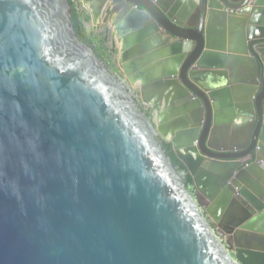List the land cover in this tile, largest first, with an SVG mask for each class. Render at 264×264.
<instances>
[{"label":"water","instance_id":"1","mask_svg":"<svg viewBox=\"0 0 264 264\" xmlns=\"http://www.w3.org/2000/svg\"><path fill=\"white\" fill-rule=\"evenodd\" d=\"M113 1L121 73L0 0V264H264V0Z\"/></svg>","mask_w":264,"mask_h":264},{"label":"flooded vegetation","instance_id":"2","mask_svg":"<svg viewBox=\"0 0 264 264\" xmlns=\"http://www.w3.org/2000/svg\"><path fill=\"white\" fill-rule=\"evenodd\" d=\"M72 2L76 5L78 11L80 12L81 17L85 16V14L83 12L84 9H86V8L88 9L89 8V10L92 13L91 14V20H93V21H95V20L96 21L97 20H101V21L105 20V23H106L105 27H91V28L86 30V33H87L88 36H92V38L97 40V43H96L97 46H98V43H101V44L104 45V43H107L109 41L110 47L108 49L107 55L109 57L110 63H108V62L105 63L104 61L103 62L106 64V66L112 72L121 73L122 72V68H123V64L124 65L126 64V63L123 62V55H122L120 60L117 58V64H122L119 67L115 66L114 63H113V60H112L113 57H115V56L117 57L118 56L117 55V51H116V53H114V56H112V53H113L112 51L116 48L115 40H118L116 31L113 30V28L115 29V27H113V19L116 17V14L113 12L112 9H113V7L116 8L117 4L115 3V5H114V3H113L114 1L113 0H108L105 3H103L101 6H99V8L96 9L95 5L93 3H89L88 2L86 5H84L83 0H72ZM92 5H93V8L96 9V11L95 10L94 11L91 10V6ZM109 22L110 23L112 22L111 23L112 24V28L110 27V25H107ZM85 23H90V19H88V21L84 22L83 24H85ZM137 103L139 104L140 110L144 114H145V112L151 111L150 117H151V121H152L153 120V111L151 109L147 108L146 106L141 104V102L139 100L138 93H137ZM257 121L255 122V124L251 128V134L249 136L250 140L247 143V145L244 146V144H239L238 146L234 147L233 150L227 151V152H223L222 156H228V157H236V156H238V157H240V154L244 153L247 149H253L254 147L251 146V141H252V135L254 134V131H255L256 126H257ZM243 146H244V148L242 150H238L239 148H242ZM221 147L222 148H225V147L227 148L228 147L230 149L231 144H224ZM256 158H257V155H256V153H254L252 156L250 155V156H247L245 158H240V159H237V160H238V162L242 163L241 169H243V168H246L248 166L253 165L256 162ZM182 174L184 175V173H182ZM190 190L193 191L195 197L199 196V198L201 199V202L203 204H207L206 201H205V198L202 197L201 194H198L196 192V190L194 189V186L190 187Z\"/></svg>","mask_w":264,"mask_h":264},{"label":"trees","instance_id":"3","mask_svg":"<svg viewBox=\"0 0 264 264\" xmlns=\"http://www.w3.org/2000/svg\"><path fill=\"white\" fill-rule=\"evenodd\" d=\"M68 1L71 7V22H72L75 34L84 44L92 48L93 52L96 54V56L101 61L108 62L109 57L107 55V50L104 48V45L101 43H98V46H97L96 45L97 40L92 38V36H88L86 33L83 23L87 22L88 18L85 16L81 17L80 12L78 11L76 5L72 2V0H68ZM150 113L151 111L145 112V116L147 117V119L151 121ZM159 142L162 146V149L165 151L166 155L170 158L172 164L177 168V171L184 173V183L186 187L190 190V187L193 186L192 178L187 173L182 163L176 158L172 150L171 144L166 143L161 139H159ZM190 192L192 195H194L192 190H190Z\"/></svg>","mask_w":264,"mask_h":264},{"label":"crops","instance_id":"4","mask_svg":"<svg viewBox=\"0 0 264 264\" xmlns=\"http://www.w3.org/2000/svg\"><path fill=\"white\" fill-rule=\"evenodd\" d=\"M83 12H84L85 16L88 19H90V23L92 24V27H105L106 26L105 20H103V21H101V20H97V21L96 20L95 21L91 20V11L89 10V8L88 9L87 8L84 9ZM111 23L109 22L107 25H110V27L112 28V24ZM115 44H116V48L112 51L113 52L112 53V56H114V53H116V51H117V55H118L117 57L120 60L121 57H122V52H121V49H122V41L115 40ZM104 48L108 52V48L106 47V43H104ZM108 63H110V61H108ZM120 65H122V64H120ZM123 66H124V64H123ZM205 201H206V203H208L207 200H205Z\"/></svg>","mask_w":264,"mask_h":264},{"label":"rangeland","instance_id":"5","mask_svg":"<svg viewBox=\"0 0 264 264\" xmlns=\"http://www.w3.org/2000/svg\"><path fill=\"white\" fill-rule=\"evenodd\" d=\"M84 27H85V30H87V29H89V28L92 27V24H91V23H85V24H84ZM106 47L109 49V47H110L109 41L106 43ZM117 58H118V57L115 56V57L112 58V60H113L114 65L119 67L120 64H117ZM105 63H106V62H105ZM203 211H204V210H203Z\"/></svg>","mask_w":264,"mask_h":264},{"label":"bare ground","instance_id":"6","mask_svg":"<svg viewBox=\"0 0 264 264\" xmlns=\"http://www.w3.org/2000/svg\"><path fill=\"white\" fill-rule=\"evenodd\" d=\"M169 137V136H168Z\"/></svg>","mask_w":264,"mask_h":264}]
</instances>
